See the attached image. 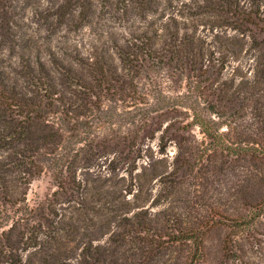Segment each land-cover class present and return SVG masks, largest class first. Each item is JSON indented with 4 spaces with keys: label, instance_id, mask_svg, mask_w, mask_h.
I'll list each match as a JSON object with an SVG mask.
<instances>
[{
    "label": "rangeland",
    "instance_id": "rangeland-1",
    "mask_svg": "<svg viewBox=\"0 0 264 264\" xmlns=\"http://www.w3.org/2000/svg\"><path fill=\"white\" fill-rule=\"evenodd\" d=\"M159 1L161 12L145 21L132 14L121 18L114 1L106 6L93 1L89 22L75 29L67 18L47 17L55 0H0V76L21 86L24 66L52 69L53 59L74 66L69 54L108 56L120 70L111 40L122 42L132 30L160 28L165 22L208 50L214 51L224 34L243 45L238 63L230 59L218 70L219 63L205 62L195 72L200 77L187 76L173 63H143L137 73L130 72L126 92L105 100L100 118L91 121L93 145L104 151L91 166L76 170V185L64 183L59 189L48 171L20 185L15 173L2 172L24 202L6 208L8 218L0 220V264L12 257L21 264L83 259L82 264H114L113 257L119 264H264V213L250 222L251 207L264 201V159L245 152L251 144L260 148L264 143L263 68L252 63L248 37L228 28L234 21L229 15H203L195 0H170L167 7ZM235 1L246 8L250 0ZM215 70L217 78L211 76ZM229 86L234 96L217 100L218 90ZM260 92L261 97L255 94ZM191 101L216 123L214 140L191 124ZM208 104L218 107V116L204 112ZM124 202L128 207L121 216L131 219L142 210L146 231L173 233L180 242L148 256L141 244L144 232L114 218ZM24 208L31 213L21 215ZM21 216V226L7 234ZM231 221L248 226L235 229ZM186 230L195 233L194 240L182 242Z\"/></svg>",
    "mask_w": 264,
    "mask_h": 264
},
{
    "label": "trees",
    "instance_id": "trees-1",
    "mask_svg": "<svg viewBox=\"0 0 264 264\" xmlns=\"http://www.w3.org/2000/svg\"><path fill=\"white\" fill-rule=\"evenodd\" d=\"M93 1H99L105 6L114 1L121 18L132 14L138 21H145L161 12L158 9L159 0H55L47 17H56L59 22L67 18L66 21L75 24L73 28L79 29L89 22V16L95 7ZM163 1L166 7L170 6V0ZM195 6L203 15H229L234 19L228 28L248 37L247 52L253 51L252 63L259 65L263 68L262 73L264 72V12H260L261 7L264 9V0H250L246 8L235 0H195ZM169 25L171 26L169 22H165L160 28L132 30L122 42L111 40L120 70L108 56L89 59L76 53L68 55L74 66H64L57 59L52 60V69L41 64L37 67L24 66L20 72L24 86L14 79L0 76V160L4 159L0 162V220L8 218L6 208L13 209L24 202L19 199L18 191L8 188L2 172L15 173L17 176L13 180L20 185L29 183L44 171L49 172L59 189L65 186L64 183L76 185V170L91 166L95 158L100 157L104 151V147L98 148L99 144L93 145L91 121L100 118L105 100L115 98L117 93L126 92L128 83L125 78L130 72L137 73L138 66L143 63H173L187 76L191 74V78H195L200 77L195 72H200L205 62L219 63L218 70H222L230 59L239 62L238 56L243 45L235 36L222 34L224 38L220 39L212 51L202 46L192 35L180 34L176 27L172 28L175 25L171 28ZM218 70L211 73V76L219 77ZM193 88L199 90L200 87L196 84ZM255 94H260V97L263 95L262 92ZM216 95L219 101L222 98L229 99L234 96V89L229 86L218 90ZM188 109L192 113L191 124L199 128L207 138L214 140L217 136L214 128L216 123L205 118L196 102L191 101ZM217 109V106L208 104L203 110L217 115ZM162 141L161 135L160 145ZM262 145L257 148L251 144L245 148V152L264 159V143ZM127 207V202L118 206L114 218L126 221L128 224L124 226L144 232L145 240L141 244L146 247L148 256L155 258L180 242L172 236L173 233L161 236L148 229L146 231L145 218L140 216L142 210L134 213L131 219L121 216V212L127 210ZM251 210L252 223L264 213V201L253 204ZM118 211L120 212L117 213ZM20 213L27 216L31 210L24 208ZM51 215L54 217L57 212L52 210ZM22 222L24 218L17 217L6 233L14 231V227L21 226ZM231 222L235 224L232 225L235 229L248 226L244 223L240 227L236 222ZM185 232L187 235L182 242L195 239L192 237L195 233L191 230ZM149 239L154 241L153 245ZM162 240L165 241L161 243ZM136 249L140 251L142 247ZM109 260L119 264V258ZM84 262L85 259L78 264ZM5 263L21 264V261L12 257Z\"/></svg>",
    "mask_w": 264,
    "mask_h": 264
}]
</instances>
